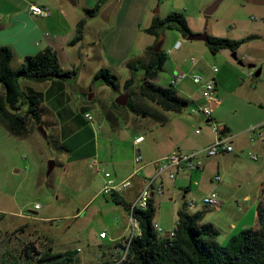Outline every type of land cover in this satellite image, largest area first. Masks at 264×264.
I'll return each mask as SVG.
<instances>
[{"label":"rangeland","instance_id":"1","mask_svg":"<svg viewBox=\"0 0 264 264\" xmlns=\"http://www.w3.org/2000/svg\"><path fill=\"white\" fill-rule=\"evenodd\" d=\"M171 1L153 2L154 5L142 25L130 60L136 65L133 72L128 67L120 68L116 74L118 87L114 88L106 82L105 78L93 76V71L101 66V60L94 57V54L93 59L87 62L77 77L79 87L87 92L82 96L86 105H69L78 114L77 120L81 126L90 123L85 116L88 111L94 118L93 124L103 125L111 131H113V124L119 129L122 128L118 132L114 131L115 137L121 141L127 138L132 131L144 135L145 141L135 147V149L140 148L143 154L139 163L134 159V156H137V151L133 150V163L137 166L147 162V158L164 154L171 147H175V142L179 140L181 134L195 140L194 145L199 142L200 144L206 143L203 136H197L196 129L201 130L204 127L203 134L213 135L208 131L209 123L204 122L206 117L203 113H199L198 107L195 112L199 113L200 119L193 116L195 114L191 112L193 108L190 104L182 113H178L177 111L164 110L149 99L145 98L142 101L138 91L146 73L148 47L156 46L161 38L164 39L162 51L167 58L163 69L159 71L155 79V82L163 87L171 86L172 75L175 70L182 69L183 62H189L194 58L197 60V70L201 68L208 71L210 65L214 64L220 69L221 66H224L226 59H233L231 54H228L229 52L213 51L205 40H189L188 36H185L176 27L163 28L159 38L155 34L148 33L146 28L151 25L152 17L155 14L162 18L166 17V4H171ZM229 1L224 0L210 15H201L196 8L192 7H187L188 13L182 12L186 15L192 32L201 33L206 27L209 35H212L215 32V19ZM188 16L190 17L188 18ZM92 33V30L87 31L88 39L81 44L83 52L90 49L89 40ZM244 53V51L238 53V59L246 64L243 69L245 71L254 69L255 71V68H259L258 62L252 63L250 59L243 57ZM232 61L238 65L237 61L234 59ZM248 64H255L256 67L249 68ZM263 75H249L244 86L238 91L221 95L219 107L216 111L214 110L213 115L220 131L223 126V132L232 136L238 132L243 123L245 124L252 118L245 114L247 106L245 102L253 96L254 83L261 78L264 80ZM70 77L67 79L69 80ZM129 79H132L131 85L126 87L125 83ZM24 81L27 79H21V87L27 90ZM89 85L91 86L90 90L88 89ZM247 87L251 91L247 95L248 97H245V88L247 90ZM185 89L189 91L192 90V87L185 86ZM176 90L180 95H185L179 88ZM217 91L216 88L213 91L215 96ZM131 92H138V94L132 96L128 105L115 104L119 96ZM93 93L96 94L95 98L89 99V95ZM135 101L138 104L139 112L129 106L135 104ZM112 102L114 105H111ZM82 106L85 107L83 111H81ZM23 107L25 109L27 105L24 104ZM53 107L54 105H43L44 115L54 111ZM153 112L155 116L152 115ZM145 113L146 116H144ZM125 114L127 117L129 115L134 117L138 122L133 121L130 126L125 125ZM188 115L191 117L176 125L183 131L175 132V128H173L175 119L178 116L188 117ZM50 129L46 127L48 133ZM85 133H88L89 136H87L90 137L87 129ZM85 139L89 140L90 138ZM52 141L50 138L46 139L43 134L39 139L31 136L19 137L11 134L4 124H0V215H2L0 221V264H29L33 260V258H29V253L32 254V257H37L39 255L37 251L44 252L50 248L53 252L72 255L74 260L72 264H103V254L112 255L115 241L121 234L127 232L121 217V212L125 211L123 203L116 202L112 194L99 193L96 195L103 186L100 177L101 171L96 166H89L84 162L64 165L65 157L59 156L61 150L56 148ZM92 143V141H88L87 151ZM176 150L187 152L183 149L179 150V148ZM202 153L203 165L194 170L180 171L178 178L189 176L193 185L195 181L198 182V186H194L197 190L195 197L199 200L208 193L214 192L218 195L221 200L219 208L207 205L202 200L198 204L186 208L191 212H195L197 209L204 210L203 223H209L218 230L216 241L225 244L232 234L242 231L244 226L251 228L255 224L256 210L251 203L243 200L242 195L245 191L235 186L236 180H233L235 184L230 187L229 191L226 190L227 179L219 169L218 158H208L204 151ZM127 154H129L128 151ZM246 155L244 153V158ZM245 159L243 162L248 168V172L242 176L247 178L246 187L251 188L250 192H258L257 187L260 182L257 181V178L262 177L263 173L256 175L253 163L247 158ZM50 161H56V163L52 172L48 173ZM154 167L155 164L149 166L147 170ZM216 175H221L222 180L217 181ZM170 192L169 186H166L162 192L155 194V228L157 224L164 227L165 231L171 230L178 220L177 197ZM37 204L39 207L36 208ZM103 231L107 234L106 238L101 237Z\"/></svg>","mask_w":264,"mask_h":264},{"label":"crops","instance_id":"2","mask_svg":"<svg viewBox=\"0 0 264 264\" xmlns=\"http://www.w3.org/2000/svg\"><path fill=\"white\" fill-rule=\"evenodd\" d=\"M98 1L99 0H0V46H8L14 52V58L11 62L13 68L20 67L27 55L36 54L46 47H52L57 51L62 67L67 71H76V74L70 77L69 80L53 78L42 82L28 79L24 81L26 82L25 89L36 92L41 97L40 112L43 123L41 126L44 129L43 132L40 127H38L37 130H34L28 136L39 139L43 134L46 139L50 138L51 141L53 140L52 142L55 147L61 150L59 156L63 155L65 157L63 162L64 165L81 164L84 162L89 166H93V162L98 159V167L99 171H101L100 177L103 186L106 181L104 171L110 172L116 183L131 179V185L118 193L120 199L126 203V205L123 204L125 211L124 213L121 212V217L124 220L125 231H127L129 225V205L143 189L147 179L157 175L159 161L177 151V148L187 152L199 151L200 149L204 150L205 147L217 140L219 134L215 132L209 124L208 131L212 132L213 135H209L208 133L203 134L205 131L204 127L201 128L200 132H197L196 129L195 133L197 136H203V140L206 141L205 144H200L199 142V145H194L195 140H191L184 134H181L179 140L175 142V147H171L164 154L147 158V162L141 166H137L133 163V150L145 141L144 138L139 143L136 142L138 137H144V135L132 131L128 134L127 138L121 141L119 138L115 137L114 131L118 132V130L120 131L122 128H117L115 124H113V129L111 127L113 131L106 129L103 125L93 124L90 120V123L82 126L80 125V122L77 120L78 114H76L69 105H86L82 96L87 92L79 87V80L77 79L83 67L86 66L87 62L93 59V55L95 54L94 57L101 60V66L93 71V76H95L101 68H108L115 74L118 73L117 71L120 68H126L127 63L130 62L133 56L135 43L142 29V25L147 18L149 10L154 5L153 2L163 3V0H108L98 12L89 14L90 12H87V10L95 8ZM214 1L215 0H172L171 4H166V13L167 15L172 11H185V13H188L187 7H192L196 8L197 11L203 15L205 14L203 12L206 8ZM223 1L224 0H222V2ZM32 4L47 8L50 10V14L47 16L34 14L31 10ZM155 16L156 14L153 17L151 16L152 20ZM189 17L190 16H188V18ZM84 18H86V25L83 38L74 42L77 35L78 24ZM88 30H92L93 32L89 40L90 49L83 52L81 44L84 40L88 39L86 36ZM204 31L208 32L206 27ZM212 35L237 40L252 37L250 40L244 42L236 52L238 54L244 51L243 57L250 59L252 63L258 62L259 68L261 69L260 75L264 74V0H230L221 13L217 15L215 19V32H213ZM159 41L164 42V39L161 38ZM184 41H186V39H184ZM221 50L229 52L228 54H231V56L233 54L230 49L224 48ZM233 59H226L223 64L224 66H221L216 72L213 70V67H217L214 64L209 66L208 71L201 68L197 70V60L194 58L189 62H183L181 64L182 69L179 68L175 70V72L183 71L189 74L200 73L205 80L214 79L216 83V90L218 91L216 96L213 94L212 101L206 98L203 85L195 83L191 75L179 81L175 86L176 89L179 88L185 93L183 97L189 99V104L193 108L191 112H194L195 115L193 116L195 118H201L199 115L201 112L200 110L203 106L208 104L213 108L212 119L216 122L214 120L215 116L213 115L214 110L216 111L219 107V100L222 98L221 95L238 91L244 86L248 76L252 75L251 71L255 74L259 69L255 68V71L254 69L245 71V69H243L245 66L238 64V67V65H235L234 61H232ZM189 85L192 87V90L190 89L187 91L185 86L188 87ZM90 88L91 86L89 85L88 89L90 90ZM254 88L255 89L252 91L253 96L249 97L245 102L247 103L245 114L252 118L245 124L243 123V126L239 128L238 132L232 136H228L226 132H223V126H221L220 135L229 138L234 146V151L208 158H218L219 169L227 179L226 190L229 191L230 187L235 184L233 180H236L237 183L235 186L245 191L242 195L243 200L251 203L252 206L255 207L257 216L258 205L261 203L264 206V186H262L264 185V158L254 161L250 159L249 156L247 157V153L249 151H254L258 154L262 153L261 141L259 139L252 140L253 132L251 128L257 125H264V80H262V78L257 80L256 83H254ZM245 91L244 95L246 97L251 90L250 88L247 90L245 88ZM95 96L96 94L93 93L92 98L89 97V99H93ZM43 105H54V111H51L48 115H44ZM111 105H114V102H112ZM197 107L199 113L195 112ZM84 109L85 107L82 106L81 111ZM177 112L182 113V111ZM86 113L89 112L86 111ZM144 116H146V113ZM189 117H191V115H188V117L178 116L175 119V126H173L175 132H177V130L179 132L181 130L183 131L181 127H177L176 125H179L182 120ZM125 118V125L127 126H130L133 121L138 122V120L134 119V117L132 118L130 115ZM204 122L208 123L209 120L205 118ZM99 125L100 128L98 127ZM45 126L51 128L49 133ZM86 129L90 137H88V133H85ZM254 135L256 136V134ZM85 138L90 139L86 140ZM88 141H92L93 143L87 151L86 147ZM135 150L137 153L139 152L141 156L143 155L140 148ZM127 151L129 154H127ZM244 153L245 155L247 154L245 158L253 163L256 175L263 173L262 177L257 178V181H259L261 185L257 187L259 189L258 192H250L251 188L249 189L246 187L247 178L242 176L248 172V168H246L243 162L246 160L244 158ZM134 159H136L135 156ZM153 164H155V167L147 170V168ZM146 170L147 172H145ZM177 178L178 175L176 178L172 179L169 177L168 173H164L156 179L154 186L157 187L162 184L163 190L166 186H169L170 193L177 197V212L181 210L190 214L202 212L204 219V210L197 209L195 212H191L186 208L191 207L188 201L189 199L197 198L195 197V192L197 190L194 185L198 186V182L195 181L193 185L191 180H189V176ZM103 186L96 195L103 193ZM156 192L157 191L154 189V198ZM197 200L199 202L202 198L200 200L197 198ZM220 206L221 200L217 208ZM203 219L200 221L201 223H203ZM257 226L258 220L255 219V224L252 227L256 228ZM244 227L245 228L242 230L249 228L248 226ZM121 235L118 238H121L124 234ZM163 235L167 234L165 233ZM116 242L117 241H115L113 246L112 255L103 254V264H110L116 257Z\"/></svg>","mask_w":264,"mask_h":264},{"label":"trees","instance_id":"3","mask_svg":"<svg viewBox=\"0 0 264 264\" xmlns=\"http://www.w3.org/2000/svg\"><path fill=\"white\" fill-rule=\"evenodd\" d=\"M108 0H99L96 7L88 9L92 14L98 12ZM86 18L82 19L77 28L74 42L83 38ZM179 28L185 36L192 30L186 15L180 11H172L162 18L156 15L146 31L158 38L163 28ZM252 37L231 39L209 35L208 45L213 51L227 48L235 52L244 42ZM154 45L148 47V62L144 80L139 87L142 99H149L168 111H183L189 106V99L181 96L175 87H163L155 82L166 61V54L162 49L154 51ZM14 52L8 46H0V124L16 136L27 137L42 124L40 112L41 97L38 93L24 90L21 79L46 81L53 78H63L75 75L76 71L65 70L57 51L46 47L36 54L27 55L18 68H13L11 62ZM132 70L136 68L133 62L127 63ZM95 77H103L114 88L118 87V76L108 68H101ZM132 79L126 81L125 86L131 85ZM138 92H131L130 99ZM128 102V103H129ZM24 104L27 107L24 109ZM115 104H118L115 102ZM119 105V104H118ZM128 105V104H127ZM139 112L138 104L129 105ZM152 115L155 116L154 112ZM116 202L121 200L118 193H113ZM140 221L142 235L134 239L131 244L129 258L124 264H264V206L257 207L258 226L240 231L231 236L225 244L216 241L218 230L209 223H201L203 213L190 214L183 210L178 212V232L175 237L160 235L155 228L156 206L152 195L146 209L135 211ZM2 215H0V221ZM38 256L29 264H72V255L62 252L37 251Z\"/></svg>","mask_w":264,"mask_h":264},{"label":"built area","instance_id":"4","mask_svg":"<svg viewBox=\"0 0 264 264\" xmlns=\"http://www.w3.org/2000/svg\"><path fill=\"white\" fill-rule=\"evenodd\" d=\"M31 10L34 14L47 16L50 14V10L47 8L41 7L36 4L31 5ZM213 70L216 72L218 71V67H213ZM253 75V71H251ZM191 75L192 80L197 84H202L204 89L206 90V98L210 101L213 99V91L216 88V83L214 79H207L205 80L204 77L200 73H193L189 74L188 72L177 71L174 73L173 78L171 80V85L175 87L177 83L181 80L186 79ZM205 117L209 120V125H211L212 129L219 134V137L215 142L211 145L207 146L202 151H194L191 153L187 152H179L175 151L170 155L161 159L158 163V173L155 177L149 178L146 181L145 186L139 192L135 200L130 203L129 205V225L127 227V232L117 240L115 244V253L116 258H114L113 262L110 264H124L129 258V251L131 250V243L137 237L138 229L140 226V221L135 215V211L139 209H146L149 203V199L153 195L154 189L157 192L163 191L162 184L158 185L157 187L154 186L155 181L158 177H160L164 173H168L169 177L174 179L179 174L180 171L191 169L194 170L195 168H199L203 165V151L205 152L207 157L222 155L225 153L233 152L234 146L230 142L228 137H224L220 135V127L213 121L212 119V112L213 108L210 105H205L200 110ZM86 117L88 120L93 121L94 118L90 113H86ZM253 132L252 140L259 139L261 141L262 153L258 154L254 151H249L247 154L250 159L254 161H258L260 158H264V125H257L251 128ZM197 132H200V129H197ZM256 134V136L254 135ZM144 139L143 136H140L136 139V142L139 143ZM137 162L141 161V155L138 152L136 156ZM99 165V160L96 159L93 162V166H96L97 169ZM104 171V169H103ZM104 175L106 177L105 184L103 186L102 192L105 194H113L119 193L122 190L126 189L131 185V179H126L122 182L116 183L111 176V173L108 171H104ZM215 179L217 181H221V175H216ZM203 203L217 207L220 204V199L216 193H210L202 198ZM198 200L193 198L189 201L191 206L196 205ZM39 207V204L36 205V208ZM177 222L173 225L172 229L169 231H165V229L156 224V229L159 234H167L169 237H175L176 235V226ZM101 237H106V233H101Z\"/></svg>","mask_w":264,"mask_h":264},{"label":"water","instance_id":"5","mask_svg":"<svg viewBox=\"0 0 264 264\" xmlns=\"http://www.w3.org/2000/svg\"><path fill=\"white\" fill-rule=\"evenodd\" d=\"M221 2H222V0H215L210 6H208L206 8L204 13L207 14V15H210V14L214 13L217 10V8L219 7ZM188 39L189 40H205L207 42L209 40V34H208L207 31H204L202 33H194V32H192L191 34H189ZM162 45H163V42L159 41V43L154 47V51L155 52L160 51L162 49ZM232 56L238 62L239 65H241V66H245L246 65L242 60L238 59V54H237L236 51L233 52ZM247 66L249 68H255L256 67L255 64H248ZM260 73H261V69L259 68L255 72V74L256 75H260ZM92 96H93V94H90L89 97L92 98ZM129 99H130V94H128V93L127 94H123V95L119 96L116 99V103H118L119 105H126V104H128ZM39 127L44 132L43 127L41 125ZM54 163H55L54 161H50L48 173L52 172V170L54 168Z\"/></svg>","mask_w":264,"mask_h":264},{"label":"bare ground","instance_id":"6","mask_svg":"<svg viewBox=\"0 0 264 264\" xmlns=\"http://www.w3.org/2000/svg\"><path fill=\"white\" fill-rule=\"evenodd\" d=\"M157 231V230H156ZM178 232V228H177V226H176V233ZM159 233V232H158ZM142 235V229H141V227L138 229V234H137V237L138 236H141ZM134 241V240H133ZM132 244V243H131ZM130 252V251H129Z\"/></svg>","mask_w":264,"mask_h":264}]
</instances>
